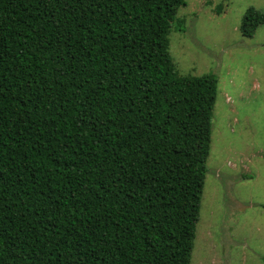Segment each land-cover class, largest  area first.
Segmentation results:
<instances>
[{
    "label": "trees",
    "instance_id": "1",
    "mask_svg": "<svg viewBox=\"0 0 264 264\" xmlns=\"http://www.w3.org/2000/svg\"><path fill=\"white\" fill-rule=\"evenodd\" d=\"M184 4L0 0V264H189L216 79L175 72Z\"/></svg>",
    "mask_w": 264,
    "mask_h": 264
},
{
    "label": "rangeland",
    "instance_id": "2",
    "mask_svg": "<svg viewBox=\"0 0 264 264\" xmlns=\"http://www.w3.org/2000/svg\"><path fill=\"white\" fill-rule=\"evenodd\" d=\"M184 2L167 37L175 72L216 79L189 264H264V21L238 31L264 0Z\"/></svg>",
    "mask_w": 264,
    "mask_h": 264
}]
</instances>
